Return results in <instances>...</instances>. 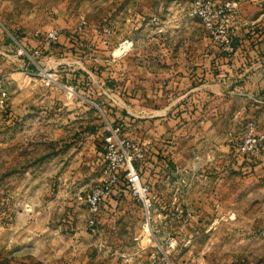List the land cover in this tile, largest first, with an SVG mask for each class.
Segmentation results:
<instances>
[{
    "label": "rangeland",
    "instance_id": "1",
    "mask_svg": "<svg viewBox=\"0 0 264 264\" xmlns=\"http://www.w3.org/2000/svg\"><path fill=\"white\" fill-rule=\"evenodd\" d=\"M260 5L264 0L241 2L228 15L231 29L249 25L243 11ZM188 6L182 12L178 0H0L7 94L0 109V264H264V167L232 165L247 123L264 134V72L246 84L211 82L227 91L219 96L203 81L170 80L166 95L151 93L168 86L162 71L177 69L162 65L163 56L175 55L168 44L228 57ZM50 30L61 38L44 49L37 35ZM257 69L253 74L264 70ZM163 106L168 114L159 120L174 121L165 129L179 127L180 138L173 133L154 146L147 108ZM117 127L146 152L138 167L158 201L149 232L129 193L95 216L78 200L99 183L105 139ZM175 144L188 151L175 163L172 154L160 157ZM153 158L162 163L158 173L149 168ZM193 167L187 182L179 171Z\"/></svg>",
    "mask_w": 264,
    "mask_h": 264
},
{
    "label": "built area",
    "instance_id": "2",
    "mask_svg": "<svg viewBox=\"0 0 264 264\" xmlns=\"http://www.w3.org/2000/svg\"><path fill=\"white\" fill-rule=\"evenodd\" d=\"M256 2L259 0H226L223 5L218 6L214 0H192L190 15L198 17L211 39L220 45L228 55L235 54L233 38L235 31L231 29L229 14L237 11L241 2ZM82 19L81 27L84 26ZM108 35L110 30H104ZM61 36L56 30H50L45 35H37L44 49H49L59 42ZM34 57H40V49H32ZM7 94L3 81L0 80V109L5 108ZM233 150L236 154L246 159H264V134L257 132L256 126L251 123L245 139L235 144ZM146 152L139 145L131 143L121 134V128H111L108 137L105 139L103 162L104 169L99 183L90 191L78 196V200L85 204L92 215L101 213L103 206L114 198H120L123 193H129L137 203H139L146 216V232H149L151 225V214L155 211L157 197L151 192L149 185L143 183L141 171L137 168L139 162L145 160ZM210 158V157H209ZM196 167L193 170L179 171L180 176L189 177L195 175ZM124 182V186L123 183ZM186 183V180H183ZM183 210H179L178 215L182 216Z\"/></svg>",
    "mask_w": 264,
    "mask_h": 264
},
{
    "label": "crops",
    "instance_id": "3",
    "mask_svg": "<svg viewBox=\"0 0 264 264\" xmlns=\"http://www.w3.org/2000/svg\"><path fill=\"white\" fill-rule=\"evenodd\" d=\"M192 0H178V2H181L182 5V12L186 11L188 8H186L188 5L191 4ZM188 2V3H187ZM190 7V6H188ZM243 18L245 20L246 24H249L241 29V31L236 33V39L234 41V49L235 54L228 55L225 60H223L220 57H216L215 54L209 53H202L201 52H195L193 54L192 52V46L190 49H188V45L186 42H183L182 44H168L167 47H164L165 50L168 52L173 51V57H170L169 55H165L161 58L162 65L165 66H172L177 67V69L173 70H167L162 71L161 78L162 82L164 83V80H167L168 86L166 85L164 88V85L161 87V90H153L151 89L152 95L155 93V97H162L164 94L166 95V92L170 90V83L171 80L172 83L174 81L177 82H186V81H203V82H209V84L205 87L209 88L210 95H223L227 94V91L224 89V86H218L216 84H211V82L215 83L217 81L219 82H237L241 81L246 83H249L253 78L257 79L263 76L264 70L261 72H258L256 74H253V70H258L257 68H264V7L260 6H252L251 8H247L243 11ZM195 38V36H194ZM240 38V39H239ZM195 50V49H194ZM209 50V49H208ZM211 50V49H210ZM5 47L0 45V56H4ZM149 75H147L148 78ZM159 76V75H158ZM260 80V79H259ZM170 81V82H171ZM210 85V86H209ZM243 88V87H242ZM241 88V89H242ZM179 91V89H178ZM199 90H193L191 92H199ZM243 92V91H242ZM231 96L237 95L238 97H244L247 95H244L243 93L237 94L236 92L229 91ZM168 107H158V108H147V111L151 114L149 121L147 122L149 124V136H150V142L154 144L158 141H164L166 140H172V138L167 136L174 135L173 140L179 139V127H177V130L174 131H168L165 129L166 127L170 126L171 124L177 126V124L171 120V122H168L167 119L159 120L161 116V113H164L165 115L168 114ZM261 110L260 108L258 109ZM264 111V109L262 110ZM195 114H198L195 112L194 114H191V117H189L188 121L184 120V123L182 124L185 127L186 123H189L187 126H190L191 123H193V120H195ZM243 114V110H241V113ZM257 120L255 117L254 120ZM260 123H263L264 125V112L262 114V117L259 118ZM254 122H257V121ZM196 124L199 125L198 119L196 121ZM194 124V125H196ZM247 123V130H248ZM160 133V137H158ZM158 138V139H157ZM162 138V140H160ZM158 141H155V140ZM164 139V140H163ZM176 145V144H175ZM230 149V146H229ZM232 149V146H231ZM187 149H182V146L176 145V147H171L166 154L162 153V156L159 155L158 150H153V152L156 154L157 157H165L166 155L172 154L173 156L171 159L175 163L176 155L186 153ZM235 154V151H233ZM235 157V159H234ZM232 157V165L233 167L237 168L240 171H247V170H259L264 167V159L263 158H257V159H246L241 156H237L236 154ZM167 158V157H166ZM169 159V158H167ZM171 159H169L171 161ZM156 158H153V165H151V168L155 173L160 172L161 169H163L162 163L157 162ZM180 164V163H179ZM180 166H185V164H180ZM166 169V168H165ZM112 212H115L116 207H113Z\"/></svg>",
    "mask_w": 264,
    "mask_h": 264
},
{
    "label": "trees",
    "instance_id": "4",
    "mask_svg": "<svg viewBox=\"0 0 264 264\" xmlns=\"http://www.w3.org/2000/svg\"><path fill=\"white\" fill-rule=\"evenodd\" d=\"M137 168L139 169L138 165H137ZM122 183H123V186H124V182H122Z\"/></svg>",
    "mask_w": 264,
    "mask_h": 264
}]
</instances>
